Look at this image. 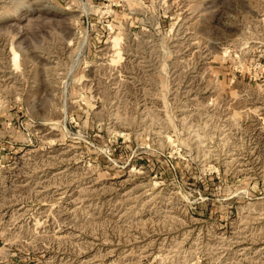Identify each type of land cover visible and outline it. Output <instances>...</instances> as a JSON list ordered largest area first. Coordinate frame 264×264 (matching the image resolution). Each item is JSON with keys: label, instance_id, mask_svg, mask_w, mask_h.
Listing matches in <instances>:
<instances>
[{"label": "rangeland", "instance_id": "obj_1", "mask_svg": "<svg viewBox=\"0 0 264 264\" xmlns=\"http://www.w3.org/2000/svg\"><path fill=\"white\" fill-rule=\"evenodd\" d=\"M0 264H264V0H0Z\"/></svg>", "mask_w": 264, "mask_h": 264}]
</instances>
